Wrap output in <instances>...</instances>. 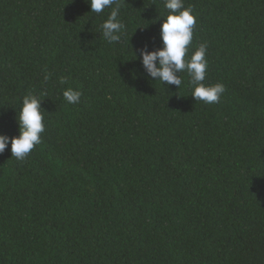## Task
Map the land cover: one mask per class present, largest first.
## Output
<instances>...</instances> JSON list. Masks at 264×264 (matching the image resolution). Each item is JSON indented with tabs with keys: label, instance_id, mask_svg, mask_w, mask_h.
I'll return each mask as SVG.
<instances>
[{
	"label": "trees",
	"instance_id": "16d2710c",
	"mask_svg": "<svg viewBox=\"0 0 264 264\" xmlns=\"http://www.w3.org/2000/svg\"><path fill=\"white\" fill-rule=\"evenodd\" d=\"M117 3L109 44L111 8L0 0V134L19 135L24 96L45 110L25 159L0 154V264H264V0H184L214 104L143 67L164 0Z\"/></svg>",
	"mask_w": 264,
	"mask_h": 264
},
{
	"label": "clouds",
	"instance_id": "9594fccd",
	"mask_svg": "<svg viewBox=\"0 0 264 264\" xmlns=\"http://www.w3.org/2000/svg\"><path fill=\"white\" fill-rule=\"evenodd\" d=\"M92 12L102 13L111 8L108 19L101 25L102 39L109 44L119 42L125 31V24L119 19L120 6L117 0H88ZM115 5V7H113ZM169 11L161 25L160 37L162 47L153 51L148 46L140 50L143 67L149 77L156 79L168 87L182 85L181 73H187L193 86L191 96L198 102L214 104L220 101L225 92L223 83L205 84L208 69V44L201 43L188 58V49L193 41V30L196 16L192 6L185 7L184 0H164ZM47 78V77H46ZM61 83H65L61 79ZM82 92L67 88L63 97L68 104L77 105ZM37 96H24L22 107L17 116L19 135L9 137L0 134V154L11 145L12 157L23 160L42 142L41 134L45 132V110Z\"/></svg>",
	"mask_w": 264,
	"mask_h": 264
}]
</instances>
